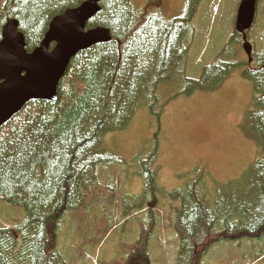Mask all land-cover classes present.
Listing matches in <instances>:
<instances>
[{
	"label": "trees",
	"instance_id": "trees-1",
	"mask_svg": "<svg viewBox=\"0 0 264 264\" xmlns=\"http://www.w3.org/2000/svg\"><path fill=\"white\" fill-rule=\"evenodd\" d=\"M84 1L0 0V38L6 20L15 18L31 52L40 45L55 16ZM98 1L100 12L86 29L105 28L111 41L78 53L70 61L55 102L31 101L0 128V201L24 212L20 223L0 226V264H68L56 246L64 214L94 211L92 208L105 199L115 198L113 178H98L100 166L115 160L103 145L104 137L126 129L141 109L161 121L166 90L167 94L171 90L186 95L205 93L219 88L234 68L241 66L238 61H223L219 55L199 79L187 77L195 36L193 22L202 0H185L183 13L172 18L161 11L162 0H142L145 4L139 6L137 0ZM236 15L224 51H230L234 42L243 52V36L235 29ZM254 24L259 27L252 26L246 38L252 48L260 49L254 52L260 63L264 62V12H257ZM257 28L254 36L249 35ZM242 75L251 78L253 91L260 95L259 108L252 114L259 118L261 129H252L264 145V64L246 68ZM252 114L249 110L244 118L249 141L247 119L251 120ZM156 155L157 148L150 157L135 160L136 166L142 163L136 173L145 195L151 192L156 177L146 162ZM257 164L244 172L247 175L239 194L235 189L231 197L212 199L208 192L199 201L196 197L200 194L193 195L190 186L169 195L179 237L175 264H204L203 258L216 243L254 238L264 232V173L254 175ZM247 188L251 191L245 197ZM139 206L152 211L143 201ZM117 209L124 210L120 205ZM108 232L109 227L98 239ZM144 233L123 264H155L148 233Z\"/></svg>",
	"mask_w": 264,
	"mask_h": 264
},
{
	"label": "rangeland",
	"instance_id": "rangeland-1",
	"mask_svg": "<svg viewBox=\"0 0 264 264\" xmlns=\"http://www.w3.org/2000/svg\"><path fill=\"white\" fill-rule=\"evenodd\" d=\"M143 4L142 0L136 1L137 6ZM238 4L239 0H202L193 22L195 36L187 62V77L199 79L203 69L219 55L223 61L241 63L219 88L190 95L178 94L179 90L167 94L166 90L162 98L163 121L162 115L158 122L146 109H141L126 129L119 128L104 137L103 145L115 160L100 166L98 178L101 181L113 178L115 198L105 199L92 208L94 211L64 214L56 246L68 264H123L127 252L143 232L148 233L154 263L175 264L179 237L169 195L190 186L193 195L200 194L196 197L199 201L208 192L212 199L221 195L231 197L235 189L239 194L247 175L244 172L251 165L258 163L253 169L254 175L259 171L264 173L261 148L264 145L252 129V126L261 129L259 118L252 114L259 108L256 102L260 95L253 91L251 78L242 75L244 69L264 64L257 62L254 55L260 49H252L250 62L234 42L230 51H224L232 36ZM256 4V12H264V0H257ZM160 6L164 16L172 18L183 13L185 0H162ZM255 25L259 27L252 26ZM258 30L249 35L254 36ZM248 40L249 37V43ZM249 110L252 116L247 124L251 141L247 139L244 125ZM156 148V158L146 162L156 172L155 184L145 195L143 181L136 173L142 163L139 161L137 168L135 160L150 157ZM197 183L202 187L197 188ZM250 191L247 188L245 197ZM151 195L154 196L151 198ZM142 201L152 211L142 209L139 206ZM117 205L124 210H118ZM129 212L131 215L127 216ZM23 218L22 209L0 201V226L16 225ZM107 227L109 232L98 239ZM203 263L264 264V232L254 238L237 237L216 243Z\"/></svg>",
	"mask_w": 264,
	"mask_h": 264
},
{
	"label": "water",
	"instance_id": "water-1",
	"mask_svg": "<svg viewBox=\"0 0 264 264\" xmlns=\"http://www.w3.org/2000/svg\"><path fill=\"white\" fill-rule=\"evenodd\" d=\"M257 0H241L235 29L243 36V51L251 61L252 46L246 32L252 27ZM100 12L98 0H87L55 16L40 45L28 52L19 23L8 19L0 38V128L31 101L53 103L57 87L70 61L81 52L111 41L102 27L86 26Z\"/></svg>",
	"mask_w": 264,
	"mask_h": 264
},
{
	"label": "bare ground",
	"instance_id": "bare-ground-1",
	"mask_svg": "<svg viewBox=\"0 0 264 264\" xmlns=\"http://www.w3.org/2000/svg\"><path fill=\"white\" fill-rule=\"evenodd\" d=\"M99 2V1H98ZM257 5V4H256ZM11 19V18H10ZM15 19V18H14ZM19 23V22H18ZM2 28V27H1Z\"/></svg>",
	"mask_w": 264,
	"mask_h": 264
}]
</instances>
